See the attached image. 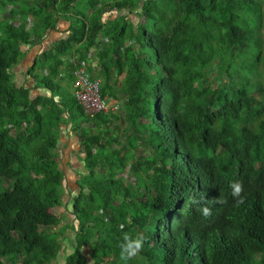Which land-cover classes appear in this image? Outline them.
<instances>
[{"label": "trees", "instance_id": "trees-1", "mask_svg": "<svg viewBox=\"0 0 264 264\" xmlns=\"http://www.w3.org/2000/svg\"><path fill=\"white\" fill-rule=\"evenodd\" d=\"M261 7L0 0V264H124L125 233L145 237L128 264H264ZM135 13L152 26L135 27ZM61 19L68 37L33 58L32 87L18 85L14 69ZM82 64L101 99L122 100L121 114L84 113L73 77ZM69 124L83 155L82 192L67 209L77 226L57 213L66 178L57 135ZM202 193L224 201L207 218L190 203ZM70 230L73 253L60 262Z\"/></svg>", "mask_w": 264, "mask_h": 264}, {"label": "rangeland", "instance_id": "rangeland-1", "mask_svg": "<svg viewBox=\"0 0 264 264\" xmlns=\"http://www.w3.org/2000/svg\"><path fill=\"white\" fill-rule=\"evenodd\" d=\"M142 1H144V0H142ZM112 9H113L112 11H114V12H113V14H111V16L114 17V18H116L117 12L115 11L114 6H112ZM140 9L141 8L138 7L137 10H136L139 14L141 13V10ZM139 14H136V13L133 14V15H129L128 14L127 16L129 18V21L131 23H134L135 24V27H137L138 24L141 21L143 23L147 24L149 27H151L152 24L149 23L148 21H146V19L144 17L140 16ZM140 17L142 18V20H141ZM109 18L110 17L107 16L106 17V20H108ZM260 20H261V25H264V7H261ZM37 48H38V46H36V47L34 46L33 48H29V50H28L29 53H28L27 57H25V59L23 61H21L20 64L17 66L19 69H14V72H15L17 78L20 79L19 76L22 75L21 69L24 67L23 65H27V66H30L31 65V62L32 61H30V57L32 56L34 58V55L36 53V49ZM66 59L68 60V58H66ZM25 60H28L29 63L28 64L27 63H24ZM91 61L92 60H90V63H93ZM39 66H40V63H39ZM83 67L85 69H87L86 68V65H83ZM258 69L261 71V68L260 67ZM262 74L263 75H262L261 79L259 80V82H260L261 88L264 90V71H262ZM17 78H16V81L15 82L18 85H20L22 83V84H25L27 87H32V84H33V81L32 80L29 81V82H27L26 80L23 79V82H21V81H18ZM250 81L253 83L254 82V79L251 78ZM107 99L105 97L104 100H107ZM106 106L107 107L110 106V108H114V107H117L118 108V107H121L122 106V100L119 99V102H117L115 100L109 99L107 101ZM120 109L118 108V113H122V110H120ZM108 113H112V112H108ZM70 127H71L70 124L67 125L66 127H61V132H60L61 134L59 133L57 135L58 138H60V137L62 138V140H61V143L62 144L65 143L67 141V139H68V134L63 133V131H65L66 133H68L69 130H70ZM147 149H149V145L147 143H142V150H147ZM71 155H72L71 160H65V159H63V155L62 154H59V157H58L59 164H60V168L66 174V178L68 179V183L71 185V187H69L67 181L65 180V182L63 184V188L64 189H62L63 190L62 191V193H63L62 196H64L63 198H64V202H66V204L63 206V208H61V212L63 214L61 216H64L65 218H67V219H62V220H64L63 221V226H68L71 223H75L74 226L75 225L77 226L75 217L72 216V215H69L70 212H68L67 209H70V211H72V206L71 205L74 203L75 198L78 197L81 194V192H82V190L79 189L78 186H77V189H74V182L76 181V184L79 182V179H80L79 176L83 172V169H82L83 165H82V161H81L83 155H82V153L80 154L79 149H77L76 151H74ZM122 176H123L124 179H128L127 174H124ZM133 180L134 181H136V180L138 181L139 178L136 177ZM64 190H65V192H64ZM55 212H56V210L53 211V213H55ZM75 236H76V232L74 230L73 231L70 230V231H67L65 233V235H64L63 238H68L70 241L69 240L66 241L64 243V245H63L64 251H63V253H62L61 257H60L61 258V260H59L60 262H63L64 257H65L66 254H72L73 253V243L75 242V239H76ZM64 241L65 240H63L62 242H64ZM83 254L86 255V257H88V259H90L89 258L90 257V254H89V251L88 250H84L83 251ZM257 260H259V256H257ZM90 264H93V263H90Z\"/></svg>", "mask_w": 264, "mask_h": 264}, {"label": "clouds", "instance_id": "clouds-1", "mask_svg": "<svg viewBox=\"0 0 264 264\" xmlns=\"http://www.w3.org/2000/svg\"><path fill=\"white\" fill-rule=\"evenodd\" d=\"M232 189V196L236 199L237 204L244 202V186L242 181H234L230 184ZM190 203L198 206V211L205 218L212 215V208L209 204L224 203L222 199H206V194H201L199 199L196 196L190 197ZM145 237L142 235L133 236L131 233H125L123 236V243L120 246V260L124 264H128L132 258L136 257L144 247Z\"/></svg>", "mask_w": 264, "mask_h": 264}, {"label": "built area", "instance_id": "built-area-1", "mask_svg": "<svg viewBox=\"0 0 264 264\" xmlns=\"http://www.w3.org/2000/svg\"><path fill=\"white\" fill-rule=\"evenodd\" d=\"M73 77L74 97L86 115L107 114L108 112L121 114L118 113L120 107L110 108L111 105L106 106L107 100L101 99L99 95V82L91 79L83 64L75 70Z\"/></svg>", "mask_w": 264, "mask_h": 264}, {"label": "crops", "instance_id": "crops-1", "mask_svg": "<svg viewBox=\"0 0 264 264\" xmlns=\"http://www.w3.org/2000/svg\"><path fill=\"white\" fill-rule=\"evenodd\" d=\"M70 26H71V23L70 22H68L65 19H61L58 22L56 29L49 34L50 36H48L47 40L46 41L44 40L43 44L41 46H38V48L36 49V53H35L34 57L36 55H38V54H41L44 51L50 50L51 47L54 45L55 42L66 39L68 37L66 31L70 29ZM32 58L33 57L31 56L30 57V61L33 60ZM24 63H27L28 64L29 62H28V60H25ZM65 63L67 64V63H70V62L67 60ZM23 66L24 67L21 69L22 75L19 76L20 79L17 78V77L16 78L18 79V81H21V82H23V79L26 80L27 82H29V81H31V79H29L28 77H26V74H27L30 66H27V65H23ZM15 69H19V68L16 67ZM63 133L68 134V139L65 137L67 139V141L62 144L61 143L62 138L61 137L59 138V141H58V150L59 151L58 152L63 155V159H65V160H71V158H72V155L71 154L74 151H76V149H77L76 140L74 138V135L70 132V130H69L68 133H66L65 131H63ZM65 180L68 183V179L65 178ZM64 182H63V184H64ZM68 186L71 187V185L69 183H68ZM74 189H77L76 181L74 182ZM64 192H65V190H64ZM65 204H66V202H64V199H63V206ZM57 213L59 215H63L62 212H61V208L57 210Z\"/></svg>", "mask_w": 264, "mask_h": 264}]
</instances>
